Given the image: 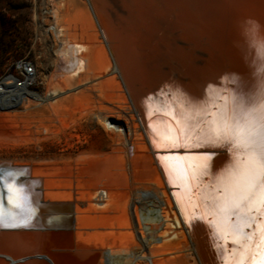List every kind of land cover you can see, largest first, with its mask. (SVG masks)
<instances>
[{
    "label": "bare ground",
    "instance_id": "6f19581e",
    "mask_svg": "<svg viewBox=\"0 0 264 264\" xmlns=\"http://www.w3.org/2000/svg\"><path fill=\"white\" fill-rule=\"evenodd\" d=\"M97 1L95 7L104 22L102 24L95 14L96 22L112 58V69L110 65L108 69L119 77V81L113 77L114 80L108 82L109 87L124 88L134 111L139 114L140 130H143L140 135L144 140L140 142V151L153 152L161 172V176L157 173L154 176L157 186L165 188L162 191L165 207L163 205L161 209L167 226L160 237L176 232L182 237L179 242L166 244V239L151 246L152 264H215L211 247L213 236L221 250L233 244V239L223 237L215 230L216 218L204 207V202L212 196H222L217 176L218 169L228 162V154L225 150V153L220 152L221 149L214 150L205 168V149L196 147L195 141L187 138L188 125H196L198 131L200 127H207L221 112L233 114L234 106L228 91L234 87L231 74L247 80L264 72L261 57L264 0H233L228 23H219V28L215 26L212 8L210 18H206L202 0ZM218 7L215 4L214 9ZM252 24L259 26L255 39L244 34ZM83 51V46L77 43L68 44L61 50L64 61L59 68L65 69L70 78L79 76L83 69ZM226 76L228 80L223 79ZM166 85H178L183 92L203 103L190 105L172 89L165 88ZM0 86L1 100L8 99L13 104L23 95L10 78ZM57 95L51 91L48 98ZM243 159L241 153L233 154V162L239 163ZM32 163V160L0 158V170L19 173L12 185L14 190L21 185L37 193L33 195L29 191L21 196L19 189L16 195L23 207L17 208L9 203L10 192L5 191L8 195L3 200L4 194L0 191V202L4 201V206L0 203L4 224L0 227V264H105L108 252L112 255L113 250H127L136 236L131 229L133 224L130 228L132 219L126 213L121 217L129 227L127 234L120 237L115 233L117 230L113 231L116 227L114 219L105 215L108 206L117 202L119 195L115 196L110 188L101 186L94 189L92 201L86 194L87 204H80L72 199V195L58 194L50 188L45 172L32 167L31 175L29 167L20 168ZM4 178L11 177L5 174ZM134 213L138 222L136 207ZM157 217L158 213L150 209L145 218L156 227L160 223ZM98 227L104 230H93ZM141 236L145 237L143 231ZM258 239L259 233L251 239L236 240L234 250L226 253L225 259L239 260L244 253L247 264H251L253 254L258 251ZM241 243L244 248L239 247ZM146 256L143 253L139 257L146 259Z\"/></svg>",
    "mask_w": 264,
    "mask_h": 264
},
{
    "label": "rangeland",
    "instance_id": "374dc122",
    "mask_svg": "<svg viewBox=\"0 0 264 264\" xmlns=\"http://www.w3.org/2000/svg\"><path fill=\"white\" fill-rule=\"evenodd\" d=\"M90 1H94L92 9L103 24V16L95 7L98 1ZM202 1L206 18H210L211 8L214 11L216 28L222 22L228 23L233 0ZM54 2L59 7L60 32L53 33L43 12L51 2L0 0V79L13 73L12 63L21 58L33 60L38 69L34 86L22 90L18 102L12 104L0 98V158L32 160L30 166L20 168L29 167L31 175L32 167L45 172L50 188L58 194L72 195L80 204H87L86 194L92 201L94 189L110 188L113 195H119L105 213L115 221L113 231L117 230L115 233L120 237L127 234L129 223L121 218L126 213L132 219L130 228L133 224L131 229L136 236L127 250H113L112 255L106 250L104 262L146 264L139 256L145 253L151 258L149 249L154 244L166 239V244L182 240L179 232L160 237L167 226L161 209L165 207L162 193L165 188L157 186L154 176L161 172L153 152L140 151V142L144 140L140 135L143 130L139 114L124 88L109 87L113 77L117 81L119 77L108 69V65L112 69L111 54L89 5L85 0ZM215 4L220 7L214 9ZM72 43L83 46L81 57L85 64L79 76L70 78L59 65L64 61L62 48ZM51 91L58 95L49 99ZM150 209L158 213L160 223L156 227L145 218ZM98 229L104 230L103 227L93 230Z\"/></svg>",
    "mask_w": 264,
    "mask_h": 264
},
{
    "label": "snow or ice",
    "instance_id": "6c2138e0",
    "mask_svg": "<svg viewBox=\"0 0 264 264\" xmlns=\"http://www.w3.org/2000/svg\"><path fill=\"white\" fill-rule=\"evenodd\" d=\"M258 33L256 24L244 30V34L252 39ZM261 57L264 60V43L261 45ZM223 79L228 80L229 77ZM230 81L234 86L228 89L234 106L233 114L221 112L207 127H200L198 131L196 125L189 123L187 138L194 140L196 147L205 149V168L214 150L224 149L228 154V162L218 169L217 180L222 196H212L204 202V207L216 218L215 230L221 236L233 239V244L221 250L213 236L211 247L215 264H247L244 253L239 260L225 259V255L234 250L236 240L251 239L257 233L258 251L253 254L251 264H264V72L247 80L233 73ZM165 88L172 89L190 105L203 103V100L183 92L178 85H166ZM237 152L244 157L239 163L233 162V154ZM0 182L8 184L9 203L22 208L23 204L16 195L19 189L14 190L6 179ZM2 221L3 215L0 214V227L4 226ZM239 247L244 248L245 245L241 243Z\"/></svg>",
    "mask_w": 264,
    "mask_h": 264
},
{
    "label": "built area",
    "instance_id": "2783aa9c",
    "mask_svg": "<svg viewBox=\"0 0 264 264\" xmlns=\"http://www.w3.org/2000/svg\"><path fill=\"white\" fill-rule=\"evenodd\" d=\"M39 0H34V3H37ZM49 3V6L44 9V14H47V18L49 19V30L53 33L55 31L60 32V24H59V7L54 3L55 0H46ZM53 1V2H52ZM65 0H57V2L62 3ZM91 9V12L94 15L96 21L97 17L91 7V3L89 0H85ZM98 23V22H97ZM98 26L100 27L99 23ZM62 30V29H61ZM12 67H14L13 73H8L3 79H0V85L8 78L11 79L16 85L18 89L26 90L30 89L34 86L37 77H38V69L36 63L28 58H21L12 63ZM2 87V86H0ZM103 197V195L101 194ZM146 264H152L151 258L148 256L145 259Z\"/></svg>",
    "mask_w": 264,
    "mask_h": 264
},
{
    "label": "water",
    "instance_id": "95a60500",
    "mask_svg": "<svg viewBox=\"0 0 264 264\" xmlns=\"http://www.w3.org/2000/svg\"><path fill=\"white\" fill-rule=\"evenodd\" d=\"M220 152H224V149H221ZM225 153V152H224ZM5 174H10V179H6L4 178L5 177ZM19 173H16V171H12V170H7V169H3V170H0V181H3V180H7L8 182L11 183V185H15V181H16V178H17V175ZM23 174V172L21 173ZM21 184V183H20ZM15 187V186H14ZM17 188V187H15ZM19 188V187H18ZM20 191H21V196H25V193L31 191L32 194L34 195L36 192H34L31 188H27V187H22L20 185ZM23 189V190H22ZM0 191L1 193L4 194V197H3V200H6V196L8 195L6 192H8V184L7 183H3V182H0ZM6 191V192H5ZM24 194V195H23ZM37 194V193H36ZM2 200V202H0L3 206H4V201ZM41 203V202H40ZM70 205H73V204H70Z\"/></svg>",
    "mask_w": 264,
    "mask_h": 264
}]
</instances>
